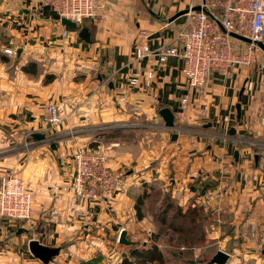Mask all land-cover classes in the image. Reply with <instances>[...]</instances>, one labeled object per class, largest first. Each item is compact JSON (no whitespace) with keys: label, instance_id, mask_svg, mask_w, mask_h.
<instances>
[{"label":"crops","instance_id":"crops-1","mask_svg":"<svg viewBox=\"0 0 264 264\" xmlns=\"http://www.w3.org/2000/svg\"><path fill=\"white\" fill-rule=\"evenodd\" d=\"M96 2V18L75 28L40 0H0L6 35L0 43V180L16 172L33 194L28 220L0 221V264H118L128 254L119 242L123 228L139 242L142 230L152 237L164 224L161 217L169 224L178 208L196 203L210 210L207 237L217 251L231 257L261 249L264 258V49L258 44L250 63L213 72L205 86L194 88L178 57L156 66L151 57L138 60L136 48L146 41L153 48L172 43L187 12L171 18L202 0ZM82 27L89 41L79 35ZM232 41L241 48L248 42ZM30 62L36 72L24 69ZM137 70L142 78L131 85ZM51 102L61 105L64 120L48 129ZM163 106L175 113V128L165 126ZM151 128H161L160 140L149 135ZM78 147H102L121 171L122 186L111 199L73 191ZM152 184L171 198L168 205L157 199L154 217L145 214ZM145 190L139 218L136 203ZM32 235L59 253L42 261L29 248Z\"/></svg>","mask_w":264,"mask_h":264},{"label":"built area","instance_id":"built-area-1","mask_svg":"<svg viewBox=\"0 0 264 264\" xmlns=\"http://www.w3.org/2000/svg\"><path fill=\"white\" fill-rule=\"evenodd\" d=\"M50 6L61 18L81 24L97 16L96 0H40ZM187 19L178 30L172 43H161L153 48L147 41L137 46L136 58H153V64L164 66L170 57H178L181 70L192 87L207 84L211 73H230L233 69L250 63L258 42L264 39V0H202L200 9L190 8ZM68 30L65 29L64 33ZM232 33L247 37L245 48L232 41ZM7 53H15L5 48ZM150 70L148 76L152 77ZM142 75L134 71L129 78L137 85ZM187 96L182 98V107ZM46 126L61 124L64 116L55 104L47 106ZM74 176L72 189L80 198L99 200L111 199L118 191L122 175L109 164V157L100 147H78L74 152ZM31 189L24 180L13 172L6 173L0 180V221L28 220L32 212ZM54 217L58 216L52 210ZM264 246V231L259 235ZM31 239H37L32 235Z\"/></svg>","mask_w":264,"mask_h":264},{"label":"rangeland","instance_id":"rangeland-1","mask_svg":"<svg viewBox=\"0 0 264 264\" xmlns=\"http://www.w3.org/2000/svg\"><path fill=\"white\" fill-rule=\"evenodd\" d=\"M5 40H6V35L0 29V43ZM12 49H15V48H12ZM15 50L16 52L11 53V54L7 53L5 50L4 51L7 54L13 55L17 53V49ZM196 88H200V86ZM49 104L57 105L60 113L64 116L63 111L61 109V105L58 103H52V102L46 105V108H45L46 113H47L46 116H48L49 114L47 110V106ZM160 129L161 128H155V129L151 128L150 129L149 135L150 136L152 135L151 137L153 138V140L157 141L161 139ZM107 156L109 157L108 154ZM118 172L121 173V171L119 170ZM13 173H16V172H13ZM121 186H122V180H121V185L119 189L121 188ZM152 186H154V188H152L154 190L150 192L151 202L149 203L148 212L146 209L145 214L153 215L154 217L153 212H155V207H156L155 202L157 201V199H160L162 197L163 199H165L166 196H168V194L167 195L164 194L165 191H162L161 188L156 187L155 184H152ZM195 205L197 207V213H196V216L194 217V222L190 225L192 227L194 226V231L192 230V227L190 228L189 226L186 225V222L182 224L183 225L182 227L180 226L177 227L178 224H176L175 226L176 228L174 226L173 227L169 226V224L165 222L164 223L165 225L163 224L162 226H159L157 228V234H159V237L157 240L161 244V247L163 249V255H164V261L162 264H209L210 259L217 252V246L211 241L210 238L208 239L207 237V229L210 228V225L212 223V219H210L208 216V215L211 216L210 210L203 208V206H200L199 203H196ZM191 206L189 208H192ZM19 220H25V219H19ZM153 226H154V221H153L152 227ZM188 227L190 228L189 230L187 229ZM186 230L188 231L186 232ZM149 232L148 231L146 232V229L142 230L141 238H139L140 239L139 242H142V240L144 239L150 240L151 235L148 234ZM254 253H255L254 254L255 256L245 255L244 253H239L238 255L231 256L226 264H261L263 263L262 261H260V259H258V258H261V260L264 259L262 250L260 249L259 252L257 250V252H254ZM158 264H161V263H158Z\"/></svg>","mask_w":264,"mask_h":264},{"label":"trees","instance_id":"trees-1","mask_svg":"<svg viewBox=\"0 0 264 264\" xmlns=\"http://www.w3.org/2000/svg\"><path fill=\"white\" fill-rule=\"evenodd\" d=\"M31 67L32 72H36V64L34 62H30L26 65H24V69H29ZM147 197V191L145 190L138 198V201L136 203V209H137V215L139 218H142L143 213V204L144 199ZM171 198L166 197L164 199V204H169L171 201ZM166 206V205H165ZM192 208H189L182 212L181 208H178L175 213L173 214L172 220L169 222V226L175 227L176 224L177 227H182L183 223L186 222V225L190 226L194 222V217L197 213V207L191 206ZM199 210V209H198ZM162 223L167 222L166 217H161L160 219ZM187 228L188 230L190 228ZM176 228V227H175ZM186 230V232L188 231ZM192 230L194 231V226L192 227ZM159 237V234L155 233L151 237V241L148 242H133L132 244H120L122 248L127 251V255H121V260L118 264H158L163 263L164 261V255L163 250L158 246L156 242V238Z\"/></svg>","mask_w":264,"mask_h":264},{"label":"water","instance_id":"water-1","mask_svg":"<svg viewBox=\"0 0 264 264\" xmlns=\"http://www.w3.org/2000/svg\"><path fill=\"white\" fill-rule=\"evenodd\" d=\"M193 9H200V6H195L192 7ZM188 12V10H182L179 11L174 17L171 18V20H173L175 17ZM62 22L66 25H70L72 27L75 28H79L78 23L68 19V18H62ZM79 35L86 41L90 40V32L88 27H82L80 28L79 31ZM232 35L239 37L241 39H244L246 41H250L247 37H244L240 34H236V33H232ZM258 44L264 49V43L263 41H259ZM159 114L161 115V117L164 119L165 121V126H167L168 128H175V113L173 112V110L168 107V106H163L160 110H159ZM241 117V107L240 105H238V118ZM235 128H231L229 130V133H235ZM34 137L38 138V139H44L47 140L48 137L46 136V134L41 133V132H35L34 133ZM178 134L175 132L172 136V138L175 140L177 139ZM52 146H55V144H53ZM235 156L238 157V152H235ZM119 242L121 244H132L133 241L129 240L127 238V230L125 228H123L120 232L119 235ZM29 248L31 250V252L37 256L38 258H40L42 261L44 262H49L56 254L59 253V248L57 247H50L47 246L43 243H41L38 239H31L29 241ZM124 255H126V253H124ZM230 258V253L219 249L210 259L209 264H226L228 262Z\"/></svg>","mask_w":264,"mask_h":264}]
</instances>
